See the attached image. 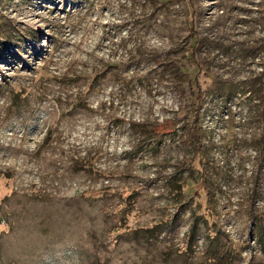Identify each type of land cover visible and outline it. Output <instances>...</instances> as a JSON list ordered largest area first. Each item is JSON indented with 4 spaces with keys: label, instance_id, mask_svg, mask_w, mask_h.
I'll use <instances>...</instances> for the list:
<instances>
[{
    "label": "rangeland",
    "instance_id": "374dc122",
    "mask_svg": "<svg viewBox=\"0 0 264 264\" xmlns=\"http://www.w3.org/2000/svg\"><path fill=\"white\" fill-rule=\"evenodd\" d=\"M0 264H264V0H0Z\"/></svg>",
    "mask_w": 264,
    "mask_h": 264
}]
</instances>
